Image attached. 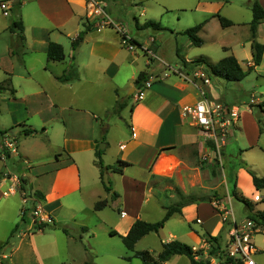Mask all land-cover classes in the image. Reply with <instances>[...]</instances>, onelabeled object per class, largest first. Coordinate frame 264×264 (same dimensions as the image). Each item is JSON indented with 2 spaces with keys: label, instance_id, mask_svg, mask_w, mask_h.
<instances>
[{
  "label": "crops",
  "instance_id": "obj_1",
  "mask_svg": "<svg viewBox=\"0 0 264 264\" xmlns=\"http://www.w3.org/2000/svg\"><path fill=\"white\" fill-rule=\"evenodd\" d=\"M106 1L108 2L106 4L108 14L128 29L129 34L136 43L143 45L154 38L156 42L153 49L156 55L158 52L161 53V56L157 55V57L167 63L164 60V55L162 56L165 52L164 47L167 39V42L172 44V52L180 57V60L183 59L188 63V66H185L181 60L180 66H177L176 69L188 74L189 81H184L180 77L170 74L168 77L154 82L146 89L143 99L137 102L132 109L130 124L126 125L123 118H120L126 129L123 127L125 134L117 141V149L115 148L114 155L109 158L110 155L106 153L104 156L105 159L106 157L109 159L105 166L115 165L119 161L126 162L129 165L124 169L123 174L108 171L105 175L106 181H113V191L120 196L115 202L116 206L120 205L124 208L130 203L139 205L135 209L136 211L132 208L128 209L135 212L132 218H128L129 215L121 210V213H124L121 218L129 219V221L124 231L121 232L117 227L115 229L122 236H126L133 224L140 219L142 206L148 201L149 197H161L167 191L158 187V180L165 179L174 184H179L183 174L197 178L206 166L202 164L203 159H213L212 140L205 132L194 127L188 119L182 116V108L200 101L202 99L200 90L203 89L206 98L211 102L221 103L229 109L238 108L241 113L240 107L227 101L226 97L222 96V86L214 82V79L217 78L212 77L204 66L189 64L197 58L188 59L185 48L190 51L193 48H199L200 51L196 55L205 57L212 64H217L226 57L234 56L244 71L250 72L252 70L258 78L263 80L264 54L261 64L253 67L249 26L253 14L249 5L250 0L247 6L239 2L234 3L233 0H229V2L218 0H148L149 3H156L158 7H153L154 13L143 22L136 18L134 15L136 10L131 9V7L120 6L118 8L119 5L112 3L115 0ZM145 1L147 0H143V2ZM258 1L264 9V0ZM15 7L19 8L20 13L18 19L13 23L21 22L23 24L25 39L24 41L20 39L18 29L11 32L12 24L6 26L3 30V33L6 32L10 35L13 44L12 48H9L7 63H0V68L4 73V79L0 84L6 80L10 81V89L15 91L12 95L14 101H17L18 90L22 89L30 90L33 93L32 96L41 98L39 102H33L29 105L27 99L24 98L26 106L28 105V109H26L27 118L37 117L39 126L28 125L27 123L30 120H24L12 126L19 129L17 133L15 130L0 132V187L3 185L12 186L18 176L26 175L29 183L27 186L31 190V195H34L33 197L36 199L34 204L38 202L44 212L49 207L63 209L65 206H68V208L81 206L84 200H80L85 195L86 200H88L87 204L89 203L91 209L93 208L95 211L94 207L98 201L102 198L111 199V196L105 192L100 170L95 165V161L99 144L106 141L104 137L106 133L108 134L111 131V126L104 123L102 117L109 119L112 108H110L109 102L100 105V93L94 92V90L106 81L108 88L105 91L108 93L110 91L111 96H113L111 103L117 104L119 101L122 105H125L123 108L125 109L126 102L119 95L121 80L116 79V77L124 72L130 74L127 76V82H129L127 87L129 88V94L133 95L138 91L135 88L138 75L143 71H147L151 78L155 68L151 67L150 69L149 61L145 63V68H142L139 55L122 48L120 44L121 37L114 29L87 18L90 10L88 0H25L16 4ZM143 11L145 13V10ZM187 11L198 13L199 18H201L198 23H204L203 29L199 33L200 38L203 40L201 47H195L189 39L182 38L186 30H181L182 28L179 27L175 29L173 24H167L171 20L167 22L164 20L169 16L168 14H182ZM216 15L231 21L233 25L223 28L218 18L215 17ZM177 19V23L182 20L180 17ZM149 21L160 24L164 30L142 29L141 27ZM164 21L166 24H164ZM183 25L187 26L189 24L186 22ZM82 33H85L83 41L76 49L72 48L71 62H67V58L61 62L48 60L47 48L49 43L60 44L66 51V44L61 39H71L73 43ZM140 37H144V40ZM258 40L264 45V23L258 28ZM211 48L221 51V54L216 58L219 60H215L217 62L212 60ZM27 50H30L34 55H28ZM182 53L185 54L182 55ZM159 64L157 63L156 68L162 71L159 72L163 76L166 68ZM69 68H73L75 78L69 82H60L58 78L63 76ZM37 75L38 77H36ZM206 79L209 80V83L204 85L203 82ZM258 88L262 89L259 90V95L264 97V87ZM49 90H55L54 94ZM80 91L87 95L90 94L87 97L89 100L84 98V101H80ZM61 93L63 94L61 95ZM254 102L258 106L264 103V100L257 98L252 100L242 111L239 124L235 129H238L240 133H244L248 129L254 131L255 138L248 146V149L252 150L260 147L259 143L264 134V130L263 132L260 131L259 121L254 116L253 109L255 107L251 108V103ZM25 130L37 132L27 136ZM235 130L231 131L229 137L234 136ZM9 131L18 140L19 159L17 158V161H15L17 156L6 152L3 148L5 137L3 134ZM42 136L49 140V148L52 154H55V161L53 160L52 163L55 164L56 170L51 173L48 171L42 172L39 177L31 180L30 169L32 167H30V161L34 159V156L28 150L26 144L30 140L42 139ZM227 146L228 143L225 148ZM109 147L110 144L107 143L105 149L109 150ZM248 153V150H241L240 157L246 156ZM230 159L237 161V157L233 155H230ZM246 159L251 163L248 157ZM8 162L12 163L13 167L18 166L21 171L20 175H15L7 167ZM23 162L27 165L26 168H23ZM52 163L49 165H52ZM40 166L47 168L46 164ZM235 171L239 191H242L240 179L244 177L249 181L252 191L264 192V190L257 191L255 189L252 177L245 168H237L236 166ZM140 173H142L141 176ZM97 189L99 192L96 194L95 190ZM35 192H39L42 198L37 197ZM101 193L104 195L101 196ZM74 196H77L76 200L78 202L73 205L71 197ZM204 199L206 198L183 207L181 214H176L172 218L179 215L186 217L188 222H191L194 217L200 218V208L206 203ZM162 208L164 209L163 206ZM22 211L21 209L20 215L25 220ZM214 212L216 211L214 210ZM45 213L53 218L50 213ZM203 223L202 220L201 225ZM33 224V220H30L27 229L33 228ZM83 227L84 230L88 228ZM221 227L219 222V226L215 230L206 229L202 233L218 237L222 232ZM116 230L112 231L117 232ZM42 232V230L38 231V233ZM189 237L192 241L190 247L198 245L203 239L200 234L198 235L195 232L190 233ZM174 240L175 236L167 243ZM177 257L179 256H175V258Z\"/></svg>",
  "mask_w": 264,
  "mask_h": 264
},
{
  "label": "rangeland",
  "instance_id": "obj_2",
  "mask_svg": "<svg viewBox=\"0 0 264 264\" xmlns=\"http://www.w3.org/2000/svg\"><path fill=\"white\" fill-rule=\"evenodd\" d=\"M106 4L108 3L106 0ZM137 1V2H136ZM234 3H241L247 6L249 0H233ZM116 3L122 7H131V9L136 10V18L143 22L148 19L154 12L153 7L157 8L156 3L148 2L143 0H115L112 2ZM137 3V4H135ZM114 4V5H116ZM16 5V4H15ZM14 5V7H15ZM13 7V8H14ZM12 8V10H13ZM114 8V7H113ZM8 11L9 16L5 17L3 15V8L0 6V63H7V57L9 56V48H12V41L10 35L6 32L3 33V30L6 26H11L13 22L18 19L20 13L19 8L15 7L12 11ZM145 10V13L144 11ZM104 11L107 12V7L104 8ZM91 9L88 11L87 18L93 22H98L100 25L104 26L105 19L103 15H96L90 13ZM109 15V14H108ZM164 20L167 24H173L176 28H182L181 30H187L191 27L198 25L199 14L194 11H187L186 13H176L168 14ZM110 16V15H109ZM111 17V16H110ZM181 18V22H178L177 18ZM112 18V17H111ZM113 19V18H112ZM116 21V19H113ZM203 20V19H202ZM119 23L118 21H116ZM187 22V26H184ZM121 26V23H119ZM164 24L165 21H164ZM106 25V24H105ZM106 27L111 28L106 25ZM125 27V26H124ZM127 29V28H126ZM128 30V29H127ZM184 32V31H180ZM144 37H140L143 39ZM167 38V37H166ZM165 38V39H166ZM183 39L188 40L187 36L183 35ZM17 40V39H16ZM66 44V60L71 62L72 59V42L71 39H61ZM143 42V41H142ZM186 45V44H185ZM165 52L162 54L164 60L169 63L173 68L180 66V57L172 52V44L165 41ZM199 48H193V50H187L185 48L186 57L188 59L198 58ZM28 55H34L30 50H27ZM140 57V64L142 68H145V63L149 61V67L155 68L152 78L161 77V70H157V63L163 65L160 61H157L153 58H149L146 54L142 52L137 53ZM185 53H182V55ZM210 54L212 55L213 62L221 54L220 50H214L211 48ZM158 56H161V53L158 52ZM185 56V55H184ZM217 62V61H215ZM246 64V62L244 61ZM159 64V65H160ZM164 66V65H163ZM245 67V66H244ZM246 69V68H245ZM247 70V69H246ZM161 71V72H159ZM130 74L124 72L122 75H118L116 79L121 80V91L119 95L124 98L126 102V108L118 111L117 104L111 103L113 96L111 92L105 91L108 88V83L104 81L103 85L94 90V92H99L101 96L100 105H105L109 102L111 106V114L109 119L102 117L104 123H108L111 126L110 133H106V141L100 143L98 149L100 150L102 145L110 144L109 150L102 149V161L105 164L108 163L109 159L104 158L107 153L109 158H111L116 151L117 141L120 140L124 134L125 124H130L132 109L137 103L136 96L129 94V88L127 87V76ZM38 77V75L36 76ZM49 77V76H47ZM4 79V73L0 68V82ZM53 83H56L52 81ZM214 82L222 86V96L226 97V100L237 105L241 108L242 111L250 104L254 99L264 100L262 96L259 95V90L264 87V80L257 77V75L251 70L248 72L247 77L240 83L226 82L222 79H214ZM202 85V84H201ZM139 90V88H138ZM54 91H50L54 94ZM17 101H14V97L9 92L0 94V132L4 130H15L17 133L19 129L14 126L17 122L30 120L27 124L33 126H39L37 117H28L27 111L28 105L33 102H39L41 98L32 96L33 93L30 90H18ZM107 92V93H106ZM63 93H61L62 95ZM79 100L84 101V98L90 94H86L83 91L79 93ZM24 98L27 99V106L24 102ZM83 99V100H82ZM89 100V99H88ZM254 105V116L259 121L260 128L264 130V113L257 107L256 102L251 103ZM116 106V107H115ZM114 108V109H113ZM120 118H123L121 122ZM239 124V123H238ZM101 125V124H99ZM237 128V127H236ZM235 128V129H236ZM239 128V126H238ZM126 129V128H125ZM234 129V130H235ZM241 129V128H239ZM17 130V131H16ZM3 135L13 136L11 131L5 132ZM42 139L37 138L35 140H30L27 142L26 146L28 150L33 154L34 159L30 161V169L32 178L39 177L42 172H54L56 170L55 164L52 162L55 161V154H52V151L49 148V140L44 136ZM255 138V133L253 130H245L244 133H240L237 130L234 131V136L227 139L228 146L222 148L220 155L216 154L213 156V159L209 158L203 159V163L206 166L201 170V173L197 178H193L190 175L183 174V177L179 181V184H174L170 180L160 179L158 180V187L162 190L166 189L167 191L161 195V197H149L148 201L145 202L142 206V211H140V219L146 222H157L163 219L165 215V209L163 207L174 206L180 202L181 197H195L197 200H202L203 198H210L211 203H204L200 208V218L203 220V225L196 223V218L194 217L191 222L186 220V217H181L179 215L172 218L167 222L159 233H151L146 237L142 238L140 242L136 245L135 251H129L122 242L121 232L125 230L129 219L121 218V210H124L128 214V218H132L135 214L134 211L128 210L129 208L137 209V203H130L126 207L109 205L107 208L102 210L103 212H95L93 208L87 204L86 195L82 197L80 201L84 200V203L81 206H76L74 208H68L65 206L63 209L59 208H47L45 209L48 214L50 213L53 218V224L47 225L42 229V233L33 230V228L27 229L28 222L32 220V211L36 206L34 203L36 199L31 195V190L28 188L29 185L27 176L21 175L14 181L19 186L22 185V181H26V190L25 195L21 193L11 194L8 197L3 196V192L7 191L10 186L3 185L0 187V264H83L85 262H90L91 264H142L141 259L135 257L137 252L148 251L154 257H156L162 250L163 244L167 241L172 240V237L175 236L174 241H179L183 244L190 246L192 243L189 235L192 232L200 234L201 238H204L205 230H215L219 226L221 221L218 218L216 212L217 209H214L213 202L220 200L226 203V207L230 209L232 207L237 220L239 222L243 221L245 224H248V215L250 213H255L257 211L264 210V199L263 201L256 202L255 197L259 196L264 198V192H256L251 190V185L247 178L241 177L240 179V188L241 193L244 198L253 205L254 211H250L247 206L242 202L237 201L232 196L233 184L237 180V173L235 167H243L244 162L247 163L249 168L254 171L258 176L264 177V134L262 140L259 143L258 148L252 150L248 149ZM212 147L215 149V145L212 142ZM116 148V149H115ZM247 148V149H246ZM248 150L249 155L246 156L249 158L251 163L247 161V157L244 155L240 157V152ZM108 151V152H107ZM230 155L237 157V161L230 159ZM15 156V155H14ZM18 156L15 158L17 161ZM19 159V158H18ZM54 160V161H53ZM243 161V162H242ZM52 165H49L51 164ZM12 163H7V167L15 174L20 175V169L17 165L13 167ZM41 164H46L47 168L40 166ZM23 168H26L27 165L22 163ZM1 167V165H0ZM106 167V166H105ZM246 169V168H245ZM247 171V170H246ZM142 172V171H141ZM142 173H140V176ZM144 175V173H143ZM110 181L113 185L112 180ZM109 183V182H108ZM113 188V187H112ZM238 188V184H237ZM98 189L95 190L97 194ZM245 194H243V193ZM229 194H230V203H229ZM104 195L101 193V196ZM23 198H26L27 203H23ZM77 196L71 197V202L74 205L77 200ZM104 200V198H102ZM22 211V219L20 213ZM214 209V210H213ZM136 211V210H135ZM88 227L84 230V227ZM117 227L118 230L115 229ZM222 228L220 233V242L221 245L226 246L228 235L227 228ZM254 230V243L259 253L254 256V259L258 264H264V229L259 226L251 224L250 229ZM89 230V231H88ZM112 230L118 232L117 235H111ZM257 230V231H256ZM207 234V233H206ZM26 235L25 237H23ZM94 236V237H93ZM165 264H191V261L187 257H173L169 262Z\"/></svg>",
  "mask_w": 264,
  "mask_h": 264
},
{
  "label": "trees",
  "instance_id": "obj_3",
  "mask_svg": "<svg viewBox=\"0 0 264 264\" xmlns=\"http://www.w3.org/2000/svg\"><path fill=\"white\" fill-rule=\"evenodd\" d=\"M218 1H224L229 2V0H218ZM250 8L252 10L253 19L250 26V40H251V49H252V57H253V67H257L262 62V57L264 54V45L259 42L258 40V28L259 26L264 23V9L259 3L258 0H250L249 1ZM216 18H218L221 26L223 28H228L233 25V23L225 18H223L220 15H216ZM204 23L198 24L194 27H191L187 29L183 35L187 36L190 42L195 47H201L203 45V40L200 38L199 33L203 29ZM142 29H148L152 28L156 31H162L164 30L160 24L155 23L153 21H149L145 23L142 27ZM18 29L19 36L22 41H24V26L21 22L19 23H13L10 30L11 32L16 31ZM85 33H82L79 35V37L72 43V48L76 49L77 46L83 41ZM47 57L48 60L54 61V62H61L65 60L66 55L64 48L57 43H49L47 48ZM182 63L185 66H188V63L181 59ZM192 66H204L208 73L217 79H222L226 82H233V83H240L242 82L248 75V72L244 71L241 65L239 64L238 60L234 56L226 57L222 60H220L217 64H212L209 62L208 59L205 57H199L196 60L189 63ZM73 68H69L65 71L63 76L58 78L60 82H69L75 78ZM150 78V75L147 71L141 72L136 81H135V88L141 89L145 82H147ZM11 83L9 80L4 81L2 84H0V93H4L9 91L12 95H14L15 91L10 89ZM125 105H122L121 102H117V108L118 111L124 108ZM255 106H251V108H254ZM261 112H264V103L257 106ZM260 131L263 132V129L260 128ZM37 131L34 130H25V135L29 136ZM95 165L99 168L100 174L102 177V184L104 186L105 192L111 196V199H104L100 200L95 204V211H102L105 208H107L110 204L113 206L115 205V202L120 197L118 193L113 191L112 185L110 181L105 180L106 172L111 171L112 173L116 174H123L124 169L128 167V163L119 161L115 165L112 166H106L104 165L102 161V151L97 150L96 151V161ZM244 166L248 172V174L252 177L253 185L257 191L264 190V178L259 177L254 171H252L247 164L244 163ZM22 190H26V181H22L21 185ZM232 196L234 199H236L239 202H242L247 208H249L250 211H254L253 205L247 201L244 196L238 192L237 188V180L233 184V190H232ZM35 195L42 198L41 194L39 192H35ZM197 201L195 197L189 196V197H181V201L177 203L174 206H168L164 207L165 209V215L163 219L157 222H146L144 220H137L133 226L131 227L129 233L126 236H121L122 242L125 245V247L131 251L134 252L136 245L140 242V240L147 235L151 233H159V231L164 228L165 224L176 214H181V209L187 205L194 204ZM116 206V205H115ZM117 207V206H116ZM248 219L254 223L256 226L261 227L264 229V210L263 211H257L255 213H250L248 215ZM47 225H40L37 229L42 230ZM118 233L115 231L111 232V235L115 236ZM204 239H206L208 242L212 243L214 251L215 250H221L222 246L220 242V236L218 237H212L210 234H205ZM175 256H186L191 261V264H203V263H197L194 260L193 252L190 246L183 244L179 241H171L168 243L163 244L161 252L154 257L150 252L148 251H142L137 252L135 257L141 259L142 264H165L169 262L173 257ZM83 264H91L90 262H85Z\"/></svg>",
  "mask_w": 264,
  "mask_h": 264
},
{
  "label": "built area",
  "instance_id": "obj_4",
  "mask_svg": "<svg viewBox=\"0 0 264 264\" xmlns=\"http://www.w3.org/2000/svg\"><path fill=\"white\" fill-rule=\"evenodd\" d=\"M23 1L25 0H0V6L3 8V15L9 16L8 11L10 9L12 10L15 4H19ZM88 5L91 9L90 13L103 15L105 24L110 26L120 35V44L122 48L131 53L142 52L149 58L160 61L165 66L166 71L163 76L149 78V80L144 83L143 87L137 91L135 94L137 102L143 99L146 89H148L154 82L162 80L170 74L176 75L184 81H189L188 74L171 67L168 63H165L157 57L153 49L156 42L154 38H152L148 43L140 45L131 37L126 27L121 26L119 23L114 21L104 11V8L107 7L104 1L88 0ZM105 24L104 26H106ZM208 83V79L203 82L204 85ZM200 91L202 99L194 105L183 107L182 116L188 119L194 127H197L209 136L215 145V149L213 148L214 156L216 154L220 155L222 148L227 144V139L229 138L231 131L236 128L238 122L240 121L241 113L238 108L233 107L229 109L221 103L211 102L206 98L204 90L201 89ZM3 148L6 152L19 156V145L16 137L5 135L3 139ZM16 193L25 195V191L22 190L21 186L14 182V184L10 186L7 191L3 192V196L8 197L9 195ZM262 200V197H255L256 202H260ZM27 201L28 200L26 198H23V203H27ZM35 205L36 206L32 211L33 225L40 226L53 224V218L44 212L42 206L38 202H36ZM213 206L214 209H217L216 212L221 219V226L223 229L227 228V244L226 246H222L221 250H215L213 253L214 248L212 243L203 238L198 245L191 247L194 260L197 263L203 264H258L254 259V256L259 253L254 243V235L256 232L254 233L253 228L250 229L251 224H255L250 220L248 221L249 225L245 224L243 221L239 222L232 207L228 209L224 201H214ZM122 215H124V213H122ZM195 221L199 225L202 224V220L200 218H196Z\"/></svg>",
  "mask_w": 264,
  "mask_h": 264
},
{
  "label": "water",
  "instance_id": "obj_5",
  "mask_svg": "<svg viewBox=\"0 0 264 264\" xmlns=\"http://www.w3.org/2000/svg\"><path fill=\"white\" fill-rule=\"evenodd\" d=\"M105 146L106 145H102L100 150L105 149ZM204 202L211 203V199L210 198H206V199H204Z\"/></svg>",
  "mask_w": 264,
  "mask_h": 264
},
{
  "label": "bare ground",
  "instance_id": "obj_6",
  "mask_svg": "<svg viewBox=\"0 0 264 264\" xmlns=\"http://www.w3.org/2000/svg\"><path fill=\"white\" fill-rule=\"evenodd\" d=\"M162 171H163V170H162ZM162 171H161V172H162Z\"/></svg>",
  "mask_w": 264,
  "mask_h": 264
}]
</instances>
